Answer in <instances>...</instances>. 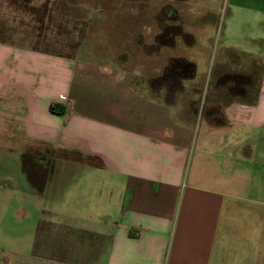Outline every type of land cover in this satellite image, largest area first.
<instances>
[{
	"label": "crops",
	"instance_id": "1",
	"mask_svg": "<svg viewBox=\"0 0 264 264\" xmlns=\"http://www.w3.org/2000/svg\"><path fill=\"white\" fill-rule=\"evenodd\" d=\"M224 3L222 50L246 51L254 85L179 106L111 64L0 42V218L40 211L32 233L0 229L5 264H264V0Z\"/></svg>",
	"mask_w": 264,
	"mask_h": 264
},
{
	"label": "rangeland",
	"instance_id": "2",
	"mask_svg": "<svg viewBox=\"0 0 264 264\" xmlns=\"http://www.w3.org/2000/svg\"><path fill=\"white\" fill-rule=\"evenodd\" d=\"M226 17L224 0H0V42L111 64L135 90L179 106L193 99L191 91L254 85L257 71L244 72L246 51L222 50L231 36L221 37ZM254 169L264 185V158ZM259 189L256 197L264 200ZM252 208L264 220V205ZM39 213L29 210L30 218L22 220V210L5 211L0 229L32 233ZM12 245L0 236V264L14 259L1 250Z\"/></svg>",
	"mask_w": 264,
	"mask_h": 264
},
{
	"label": "trees",
	"instance_id": "3",
	"mask_svg": "<svg viewBox=\"0 0 264 264\" xmlns=\"http://www.w3.org/2000/svg\"><path fill=\"white\" fill-rule=\"evenodd\" d=\"M187 66H192V70H193V68H194V65L193 64H191V65H187ZM192 72V71H191ZM191 75H192V73H191ZM52 110L54 109L53 107L51 108ZM62 110H59V112H61Z\"/></svg>",
	"mask_w": 264,
	"mask_h": 264
}]
</instances>
